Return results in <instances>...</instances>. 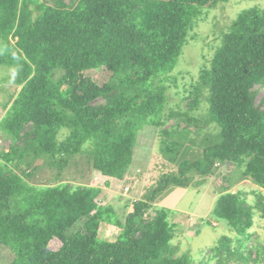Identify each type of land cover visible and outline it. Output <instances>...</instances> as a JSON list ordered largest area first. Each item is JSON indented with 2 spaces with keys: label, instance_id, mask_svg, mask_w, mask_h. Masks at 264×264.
<instances>
[{
  "label": "trees",
  "instance_id": "16d2710c",
  "mask_svg": "<svg viewBox=\"0 0 264 264\" xmlns=\"http://www.w3.org/2000/svg\"><path fill=\"white\" fill-rule=\"evenodd\" d=\"M234 1L0 0V66L14 69L21 87L0 117L8 147L0 153V243L12 255L8 264H264V241L252 244L264 193L255 192L253 204L245 191H231L246 180L264 189V5L213 23L198 74L186 61L201 23ZM181 82L184 95L171 106L170 89ZM145 126L158 129L161 166L138 199L109 201L99 185L63 179L81 155L108 186L130 182ZM218 165L235 171L201 221H224L234 236H221L196 261L174 244L172 219L182 210L172 204ZM43 168L56 172L54 183H31ZM105 223L120 230L115 240L100 236Z\"/></svg>",
  "mask_w": 264,
  "mask_h": 264
},
{
  "label": "rangeland",
  "instance_id": "374dc122",
  "mask_svg": "<svg viewBox=\"0 0 264 264\" xmlns=\"http://www.w3.org/2000/svg\"><path fill=\"white\" fill-rule=\"evenodd\" d=\"M64 1L66 3L70 2V0ZM255 4L264 5V0L234 1L227 8L218 10L216 13L217 15L211 13L209 20L201 23L199 27L201 39L198 42L189 45V48H187L188 55L186 61L190 62L187 67L193 72V74H198L199 71L198 54L205 43L203 37L206 38L207 36H210L212 38L213 32H215L213 23L217 21L222 26L229 24L240 10L246 8L247 5L253 6ZM211 38L208 39V42H211ZM184 56L181 58L180 64L183 63ZM15 80L16 74L14 69L3 65L0 66V117L6 112L4 106L10 102L12 96L16 95L21 90V87L17 85ZM185 82H190V76L185 78ZM184 89V84H182V82L179 88L170 89L169 95L171 97V106H174L181 101V95H184ZM185 95L187 94L185 93ZM262 96L263 94L261 93L258 101H260ZM184 104L185 103L183 102L182 105ZM208 131V129L204 130L205 133ZM157 134L158 129L153 126H145L140 131L135 150L134 164L131 168L130 182L112 180L108 186L107 181L104 178H101L97 172L91 171L87 159L81 155L76 158V162L72 163L70 168L66 169L63 179L71 181L73 184L89 183L90 185H99L104 188L106 194L105 197L106 199L108 198L109 201L120 196L138 199L144 186L143 180H146L151 172L156 173L158 170L160 171L161 161L158 155V148L156 147L158 141ZM3 151H8V147L6 134L0 131V153ZM218 166L220 170L217 174L210 177L207 182L202 183V185L197 188L195 186L192 188L190 187L186 190V193L183 192L184 196L180 198L181 201L178 199L172 204L174 207H178V209L184 211H181L180 215L172 219L173 222L179 223V227L176 230L177 238L175 239L174 244L179 247L180 254L189 253L196 259V261H199L202 257L200 252L214 246L221 236H234V233L224 221L220 223L213 221L211 227L204 226L201 221L202 219L210 217L217 198L223 191H225V188L228 187L225 176H228L235 171L232 165H228L226 168H222L220 165ZM82 174H85L84 178L82 177ZM55 175L56 172L54 170L43 168L37 170L30 181L35 185L53 184ZM238 190L245 191L248 200L253 204L256 200L255 192L261 191L264 193V189L256 186L251 180L239 182L231 188V191L233 192H237ZM182 191L185 190H179L181 193ZM176 192L178 191L176 190ZM176 192L167 198H171L172 201H174L179 196V193L176 196ZM255 221L256 223L252 228V231L255 233V239L252 241V244H255V241H264V220L261 219L259 215ZM198 230H200L199 233H197ZM119 234L120 230L118 228L112 227L106 223L103 224L100 231V236L110 241L115 240ZM50 247L57 250L61 247V242L55 239L50 243ZM8 250L9 248L0 243V264L10 263L12 255H10Z\"/></svg>",
  "mask_w": 264,
  "mask_h": 264
}]
</instances>
